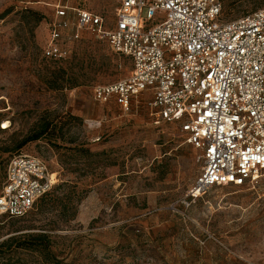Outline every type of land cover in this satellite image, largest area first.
Instances as JSON below:
<instances>
[{"label":"rangeland","instance_id":"obj_1","mask_svg":"<svg viewBox=\"0 0 264 264\" xmlns=\"http://www.w3.org/2000/svg\"><path fill=\"white\" fill-rule=\"evenodd\" d=\"M53 1L0 0V193L19 153L57 180L25 217L0 214V264H264V175L191 198L203 162L179 125L155 124L141 101L124 113L93 99L131 59L88 33L61 62L43 56ZM120 1L74 4L114 23ZM222 2L224 21L264 7ZM37 234L50 254L29 248Z\"/></svg>","mask_w":264,"mask_h":264},{"label":"built area","instance_id":"obj_2","mask_svg":"<svg viewBox=\"0 0 264 264\" xmlns=\"http://www.w3.org/2000/svg\"><path fill=\"white\" fill-rule=\"evenodd\" d=\"M49 5L43 56L61 62L88 33L131 59L129 75L95 85L93 99L124 113L141 101L155 124L179 125L203 162L191 198L264 175V7L224 21L222 0H121L112 23L74 0ZM53 174L38 157L14 155L0 214L25 217L54 186Z\"/></svg>","mask_w":264,"mask_h":264},{"label":"trees","instance_id":"obj_3","mask_svg":"<svg viewBox=\"0 0 264 264\" xmlns=\"http://www.w3.org/2000/svg\"><path fill=\"white\" fill-rule=\"evenodd\" d=\"M50 62H52V63H57V62H54V61H51L50 60ZM47 129L45 128L44 129V131H39V132H37L36 134H34V135H32V136H30V137H28V138H26L22 143H21V145H23V144H25V143H27V142H29V141H32V140H38L42 135H43V133L46 131ZM46 194H48V193H46ZM45 194V195H46ZM44 195V196H45ZM43 197V196H42ZM41 197V198H42ZM40 198V199H41ZM39 199V200H40ZM38 200V201H39ZM37 204V203H36ZM23 218V217H22ZM33 237H34V240L37 242V243H35V244H37V245H39V247H33V246H29V248H34L35 250H41V251H43V252H46V253H48V254H50V246H51V243H50V240L47 238V236L46 235H44V234H37V235H33ZM28 248V247H27Z\"/></svg>","mask_w":264,"mask_h":264},{"label":"bare ground","instance_id":"obj_4","mask_svg":"<svg viewBox=\"0 0 264 264\" xmlns=\"http://www.w3.org/2000/svg\"><path fill=\"white\" fill-rule=\"evenodd\" d=\"M5 127H7V122H6V125H5ZM52 177H53L54 181H55V182H57V180H56V178H55V177H56V174H55V173L53 174V176H52Z\"/></svg>","mask_w":264,"mask_h":264}]
</instances>
